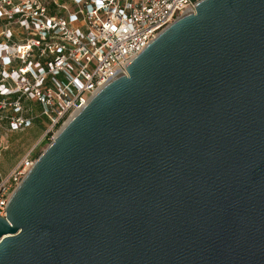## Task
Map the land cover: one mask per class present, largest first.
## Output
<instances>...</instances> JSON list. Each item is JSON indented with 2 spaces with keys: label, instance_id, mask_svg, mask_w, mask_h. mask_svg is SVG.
Listing matches in <instances>:
<instances>
[{
  "label": "water",
  "instance_id": "water-1",
  "mask_svg": "<svg viewBox=\"0 0 264 264\" xmlns=\"http://www.w3.org/2000/svg\"><path fill=\"white\" fill-rule=\"evenodd\" d=\"M0 264H264V0H202L59 131Z\"/></svg>",
  "mask_w": 264,
  "mask_h": 264
},
{
  "label": "built area",
  "instance_id": "built-area-1",
  "mask_svg": "<svg viewBox=\"0 0 264 264\" xmlns=\"http://www.w3.org/2000/svg\"><path fill=\"white\" fill-rule=\"evenodd\" d=\"M202 0H0V120L21 130L41 106L48 134L62 127L148 45ZM56 134V135H57ZM36 160L0 179V217Z\"/></svg>",
  "mask_w": 264,
  "mask_h": 264
},
{
  "label": "rangeland",
  "instance_id": "rangeland-1",
  "mask_svg": "<svg viewBox=\"0 0 264 264\" xmlns=\"http://www.w3.org/2000/svg\"><path fill=\"white\" fill-rule=\"evenodd\" d=\"M28 116L36 117L32 124L21 130H12L9 119L0 120V173L9 174L25 157L37 160L54 140L57 130L49 134L50 123L41 116L40 105L25 103ZM1 115L7 112L1 111Z\"/></svg>",
  "mask_w": 264,
  "mask_h": 264
},
{
  "label": "trees",
  "instance_id": "trees-1",
  "mask_svg": "<svg viewBox=\"0 0 264 264\" xmlns=\"http://www.w3.org/2000/svg\"><path fill=\"white\" fill-rule=\"evenodd\" d=\"M6 175H8V174H6ZM6 175H2V174L0 173V179H1V177H4V176H6Z\"/></svg>",
  "mask_w": 264,
  "mask_h": 264
},
{
  "label": "crops",
  "instance_id": "crops-1",
  "mask_svg": "<svg viewBox=\"0 0 264 264\" xmlns=\"http://www.w3.org/2000/svg\"><path fill=\"white\" fill-rule=\"evenodd\" d=\"M26 103H29V102H26ZM31 104H33V103H31ZM35 106H37L38 104H34Z\"/></svg>",
  "mask_w": 264,
  "mask_h": 264
}]
</instances>
